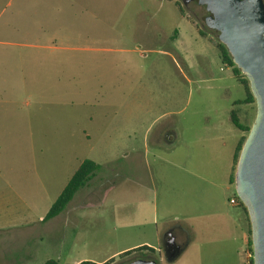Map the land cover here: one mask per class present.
<instances>
[{"label":"rangeland","instance_id":"obj_1","mask_svg":"<svg viewBox=\"0 0 264 264\" xmlns=\"http://www.w3.org/2000/svg\"><path fill=\"white\" fill-rule=\"evenodd\" d=\"M206 16L180 0H0V264H15L18 246H37L36 264L103 259L115 249L103 236V248L49 246L39 218L60 184L45 176L46 162L70 174L84 159L121 157L100 194L147 177L153 156L199 161L203 146L211 148L214 178L231 174L241 132L230 114L251 128L256 104L235 105L247 97L244 76L221 62ZM164 128L177 133L173 153L158 147ZM110 218L106 207L81 213L80 223L103 231ZM119 259L108 264L129 256Z\"/></svg>","mask_w":264,"mask_h":264},{"label":"crops","instance_id":"obj_2","mask_svg":"<svg viewBox=\"0 0 264 264\" xmlns=\"http://www.w3.org/2000/svg\"><path fill=\"white\" fill-rule=\"evenodd\" d=\"M165 131L170 133L164 136ZM240 132L239 140L246 138L245 132ZM155 137L158 147L173 153L178 141L173 129H161ZM201 148L199 161L197 155L191 161L153 156L148 176L125 178V191L119 193L113 191L114 184L103 194H100L99 189L109 182L108 168H116V162L121 157L115 163L108 161L97 164L93 161L99 165V170L84 188L76 192L66 208L50 220L39 218V221L46 224V242L50 247L60 244L63 252L71 244L83 241L94 243L96 248H103L107 244L102 245L103 238L113 239L115 249L105 258H79L73 264L113 263L125 253L131 252L128 255L131 258L138 254L135 253L137 249L145 247L153 251L151 260L156 264H249L251 257L247 215L238 205L236 196H229L233 185L230 177L234 173L235 150L231 174L225 178V172L224 178L219 179L213 175L210 146ZM123 157L127 158L128 154ZM84 160L70 174L68 167L46 162L45 176L60 184L52 204ZM131 164L135 165L134 162ZM31 173L38 179L40 172L37 166L32 168ZM106 207L111 218L103 231L101 226L95 224L81 226V213L93 214V211ZM121 211H124V217L118 219ZM36 247L29 246L25 251L22 246L16 247L15 264H36L40 260ZM53 260L59 262L60 257Z\"/></svg>","mask_w":264,"mask_h":264},{"label":"water","instance_id":"obj_3","mask_svg":"<svg viewBox=\"0 0 264 264\" xmlns=\"http://www.w3.org/2000/svg\"><path fill=\"white\" fill-rule=\"evenodd\" d=\"M198 4L210 14L205 23L218 33L255 100L256 117L238 157L234 185L249 220L252 264H264V9L257 10L253 0H198Z\"/></svg>","mask_w":264,"mask_h":264},{"label":"trees","instance_id":"obj_4","mask_svg":"<svg viewBox=\"0 0 264 264\" xmlns=\"http://www.w3.org/2000/svg\"><path fill=\"white\" fill-rule=\"evenodd\" d=\"M264 2V0H263ZM219 53H220V58H221V62L224 65H227L228 67L232 68V72L233 74L238 77L239 75V70L234 66L226 48L222 45V44H217ZM241 83L243 84V86L246 89V93H247V97L246 99L240 103V102H236L235 105H239V104H252L255 102L250 90H249V83L247 81V79L245 77H243L241 80ZM230 121L231 123L239 130L242 132H245L248 134L250 128L241 125L236 116L235 113L232 111L230 114ZM246 138L240 139L236 149H235V153L233 156V164H234V168L233 171H235L236 168V164L238 161V157L241 151V148L244 144ZM99 165H97L96 163H94L92 160L89 159H85L77 168V170L74 172V174L72 175V177L69 179V181L67 182V184L65 185V187L63 188V190L61 191V193L59 194V196L57 197V199L54 201V203L50 206L48 212L46 213V215L43 218V221H47L50 220L54 217H56L57 215H59L67 206V204L72 200V198L74 197V195L76 194L77 191H79L80 189L84 188L89 181L94 177L95 173L99 170ZM230 183L234 184V173L232 174V176L230 177ZM236 200L238 202V205L240 206V208L243 209V211L245 212V214L247 215L246 209L245 207L241 204V202L238 200V198L236 197ZM248 235L250 238V225H249V220H248ZM249 246H250V255H251V260L249 264H252V244H251V238L249 240ZM145 252V253H142ZM135 254L133 255L131 258H129V261L127 262H123L122 264H127L130 263L132 261H136V260H151L153 259V256H151L153 254V251L151 249L148 248H141V249H137L135 251ZM126 255H122V257H126L130 253H125ZM120 258V259H121ZM44 264H60L58 261L53 260V259H49L47 261H45ZM80 264H90L87 262H82Z\"/></svg>","mask_w":264,"mask_h":264},{"label":"flooded vegetation","instance_id":"obj_5","mask_svg":"<svg viewBox=\"0 0 264 264\" xmlns=\"http://www.w3.org/2000/svg\"><path fill=\"white\" fill-rule=\"evenodd\" d=\"M183 5H190L192 3H195L196 5H199L198 4V0H180ZM254 2V7L257 9V10H260V9H264V2L263 0H253ZM200 7H204L205 6H202V5H199ZM206 10V9H205ZM210 16V14L207 12V16L205 18H208ZM170 132L169 131H165L163 133L164 136L168 135Z\"/></svg>","mask_w":264,"mask_h":264},{"label":"built area","instance_id":"obj_6","mask_svg":"<svg viewBox=\"0 0 264 264\" xmlns=\"http://www.w3.org/2000/svg\"><path fill=\"white\" fill-rule=\"evenodd\" d=\"M250 257H251V255H250Z\"/></svg>","mask_w":264,"mask_h":264}]
</instances>
